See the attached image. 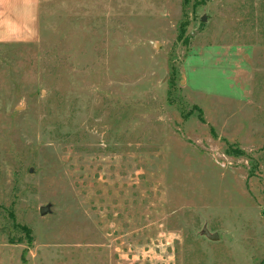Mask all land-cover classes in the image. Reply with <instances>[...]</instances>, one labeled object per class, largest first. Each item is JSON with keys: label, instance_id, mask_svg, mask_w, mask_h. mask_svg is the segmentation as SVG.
Returning a JSON list of instances; mask_svg holds the SVG:
<instances>
[{"label": "rangeland", "instance_id": "rangeland-1", "mask_svg": "<svg viewBox=\"0 0 264 264\" xmlns=\"http://www.w3.org/2000/svg\"><path fill=\"white\" fill-rule=\"evenodd\" d=\"M187 1L0 45V264H264V0Z\"/></svg>", "mask_w": 264, "mask_h": 264}, {"label": "crops", "instance_id": "crops-1", "mask_svg": "<svg viewBox=\"0 0 264 264\" xmlns=\"http://www.w3.org/2000/svg\"><path fill=\"white\" fill-rule=\"evenodd\" d=\"M39 38V0H0V45Z\"/></svg>", "mask_w": 264, "mask_h": 264}, {"label": "water", "instance_id": "water-1", "mask_svg": "<svg viewBox=\"0 0 264 264\" xmlns=\"http://www.w3.org/2000/svg\"><path fill=\"white\" fill-rule=\"evenodd\" d=\"M29 173H31V169L29 170ZM49 208H50V205H49V204L46 205V206H44V207H41V208L39 209V215H40V216H45V215L49 214V213H50ZM202 235H203L206 239H208L209 241H212V242L218 240L217 235H216V234H210V233L206 230V228H203V230H202Z\"/></svg>", "mask_w": 264, "mask_h": 264}, {"label": "trees", "instance_id": "trees-1", "mask_svg": "<svg viewBox=\"0 0 264 264\" xmlns=\"http://www.w3.org/2000/svg\"><path fill=\"white\" fill-rule=\"evenodd\" d=\"M184 4H186L188 1L187 0H183ZM11 219L14 221L13 219V216L11 215V213H9ZM14 227L16 229H19L23 234H24V237L27 239V243L30 244L31 241H32V238H31V232L28 228L22 226V225H17V224H14Z\"/></svg>", "mask_w": 264, "mask_h": 264}]
</instances>
